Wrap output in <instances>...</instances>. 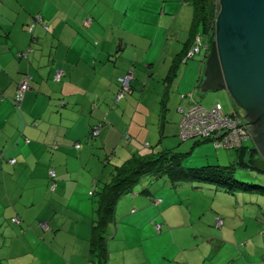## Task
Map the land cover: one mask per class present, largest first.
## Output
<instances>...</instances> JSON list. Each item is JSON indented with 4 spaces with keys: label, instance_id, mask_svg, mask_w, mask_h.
I'll return each mask as SVG.
<instances>
[{
    "label": "crops",
    "instance_id": "obj_1",
    "mask_svg": "<svg viewBox=\"0 0 264 264\" xmlns=\"http://www.w3.org/2000/svg\"><path fill=\"white\" fill-rule=\"evenodd\" d=\"M33 15L44 21L34 29L35 42L27 30ZM207 37L191 0H0V211L19 217L3 232L0 246L9 242L7 233L13 241L10 254L0 250V264H90L94 218L89 223L81 214L95 212L93 193L112 179L116 165L132 154L176 151L182 144V108L193 103L189 93L194 102L201 95L205 62L188 54ZM129 72L131 91L118 98L120 78ZM24 75L31 76L30 89L17 107ZM130 194L117 203L107 264H214L208 256L185 263L181 256L161 262L127 257L115 241L128 238L127 228L156 227L161 205L169 206L154 192ZM65 210L77 217L59 214ZM4 223L0 218V229ZM24 223L26 240L12 227L22 235ZM62 230L68 235L60 240Z\"/></svg>",
    "mask_w": 264,
    "mask_h": 264
},
{
    "label": "rangeland",
    "instance_id": "obj_2",
    "mask_svg": "<svg viewBox=\"0 0 264 264\" xmlns=\"http://www.w3.org/2000/svg\"><path fill=\"white\" fill-rule=\"evenodd\" d=\"M199 93L201 95L196 96V101L204 107L210 108L220 103L225 113L232 112L234 107L244 113L234 104L225 90L207 93L200 91ZM181 140L179 135L178 141ZM196 140L197 138L185 139L180 146L176 147V151H190ZM246 145L252 147L253 142L246 141ZM207 158L210 161H222L229 164L235 160L236 151L217 148L212 142H206L195 146L183 161L184 163H193L202 160L208 161ZM236 175L243 180L256 181L254 178L257 177L254 172L243 169L237 170ZM176 182L178 184L174 185L172 181L164 177L149 183L144 178L134 186V191L141 195L139 192L147 183L157 197L165 196V203L169 206L161 205L162 212L156 218V224L162 225L160 232L153 224L144 228L142 225H138L132 229L127 228L130 231L129 236L123 242L115 241V243L124 244L128 250L127 257L135 262L145 258L161 262L166 256H177L178 258L181 256L183 257L181 260L185 263L189 258L194 260L200 256H208V260L211 261L209 263L214 264H228V262H232V264H264V194L227 190L222 185L206 181L183 179ZM128 195L131 196L130 193ZM26 202L17 206L23 208ZM0 208L5 210L3 205ZM2 210L0 218L5 223L4 227L2 225L0 229V243L3 242V232L11 224L10 222L15 224L16 218H19L17 216L10 220V217L4 215ZM59 214L74 219L77 217L75 213L66 210L64 214ZM30 215L33 221L37 212L33 210ZM92 215L94 219L98 218L97 206L93 214L82 213L81 218L91 223ZM218 219L223 220L221 225H217ZM43 222L46 221H36L40 227ZM28 223H24L26 230L22 235H20L19 229L12 224L18 234L17 237L20 236L22 240L28 238L26 232L30 231ZM151 229L157 233V236L152 235ZM7 232H11V230ZM7 234L9 242L6 243V246H0V250H3L2 255L10 254L12 247L13 235ZM67 235L68 230H62L59 233V239L62 240ZM37 243L38 240L33 235L32 247L37 246ZM16 244L18 243L16 242ZM120 253V251H116L117 257ZM11 262L17 263L19 260L12 258ZM191 264L196 263L192 261Z\"/></svg>",
    "mask_w": 264,
    "mask_h": 264
},
{
    "label": "trees",
    "instance_id": "obj_3",
    "mask_svg": "<svg viewBox=\"0 0 264 264\" xmlns=\"http://www.w3.org/2000/svg\"><path fill=\"white\" fill-rule=\"evenodd\" d=\"M191 1L196 8L197 21L202 24L204 32H206L207 35H211L210 40L212 42L215 39L216 17L220 11L219 0ZM32 22H35V25L33 30H30V24ZM90 22L91 19H88L87 24ZM38 23L44 24L41 15H33L27 22V30L30 34H32V41L34 42L36 41L34 29ZM188 95L193 101L190 106L194 104L202 106L199 102H194L193 93H189ZM233 111V114L241 116L242 118L244 117V113L237 110L236 107H234ZM96 127H99L100 129L99 125ZM92 130L90 133L91 136ZM195 138H197V140L194 145L212 142L211 139H204L200 137ZM252 147L247 146L245 142L240 148H228L236 151L235 160L229 164H225L222 161L216 162L210 160L184 163L183 159L190 154L191 151L179 152L174 151L173 149H164L158 152L132 154L122 164L116 165L114 167L112 179L109 182L103 183V185L96 189L93 193L94 201L97 204L98 218L94 219L92 223L88 262L90 264L108 263V242L115 234V231L111 226L116 223L117 203L123 195L133 193L134 186L144 178L147 182L153 183L160 178L167 177V179L172 181L174 185L178 184L176 181L183 179L206 181L222 185L226 187L227 190L250 191L252 193L256 192L264 194V172L257 170L249 164V154ZM217 159L218 158H216V160ZM239 169L254 172L257 175V177L254 178L256 181L247 179L243 180L237 177L236 171ZM55 175H52V178H54ZM140 192L149 194L153 191L146 183ZM159 203L160 201L154 198V204L159 205ZM155 225L157 228L158 224L155 223Z\"/></svg>",
    "mask_w": 264,
    "mask_h": 264
},
{
    "label": "water",
    "instance_id": "obj_4",
    "mask_svg": "<svg viewBox=\"0 0 264 264\" xmlns=\"http://www.w3.org/2000/svg\"><path fill=\"white\" fill-rule=\"evenodd\" d=\"M219 3L200 89L225 90L244 111L253 142L249 164L264 172V0Z\"/></svg>",
    "mask_w": 264,
    "mask_h": 264
},
{
    "label": "built area",
    "instance_id": "obj_5",
    "mask_svg": "<svg viewBox=\"0 0 264 264\" xmlns=\"http://www.w3.org/2000/svg\"><path fill=\"white\" fill-rule=\"evenodd\" d=\"M34 25L35 22L30 24V30H33ZM210 36L208 35L205 43L201 42L198 38L188 56L192 57L196 54H201L203 60H205L212 43ZM30 77L29 75H24L18 83V91L15 99L18 107H20L26 91L30 89ZM132 77V72H129L120 78L121 90L118 98L124 97L126 93L130 92ZM55 78L59 80L60 73H56ZM182 112L180 136L183 140L195 137L211 139L215 146L227 149L240 148L246 141L251 140L250 127L246 119L233 114L234 111L232 113H225L220 103L210 109L194 104L188 108H182ZM99 131V127H94L92 136H97ZM125 138L128 140L130 137L126 136ZM75 146L79 147L80 144L77 143ZM51 174L53 176L55 175L53 171ZM222 223V219L217 220V225H221ZM41 227L47 229L48 225L43 222L41 223ZM157 228L160 229L159 224Z\"/></svg>",
    "mask_w": 264,
    "mask_h": 264
}]
</instances>
